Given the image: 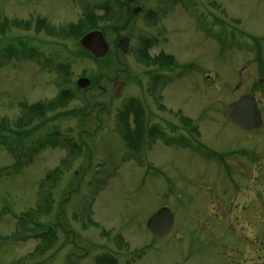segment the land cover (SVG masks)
Masks as SVG:
<instances>
[{
	"label": "rangeland",
	"instance_id": "obj_1",
	"mask_svg": "<svg viewBox=\"0 0 264 264\" xmlns=\"http://www.w3.org/2000/svg\"><path fill=\"white\" fill-rule=\"evenodd\" d=\"M89 13L104 17L108 61L63 34ZM147 46L178 65L145 63ZM66 88L77 97L60 105ZM243 94L264 120V0H0V264H264V121L247 131L224 117ZM130 98L167 135L145 134L138 152L117 123ZM162 208L174 223L156 239L147 224Z\"/></svg>",
	"mask_w": 264,
	"mask_h": 264
},
{
	"label": "trees",
	"instance_id": "obj_2",
	"mask_svg": "<svg viewBox=\"0 0 264 264\" xmlns=\"http://www.w3.org/2000/svg\"><path fill=\"white\" fill-rule=\"evenodd\" d=\"M109 7H110V4L108 1L100 4V8L102 10H104L105 12H107L109 10ZM103 18L104 17H98L95 13L86 14V25L88 24L89 26L84 27L85 22H79L77 24H71L64 31L63 34L67 35L69 37L72 35H75L76 37H79L78 39L80 40V38L83 35H85L87 32L94 30V29H98L97 26H95V25L99 20H102ZM38 22H40V25H41L39 27L44 26V24L46 26L45 21H44V23H41L42 20H39ZM80 49H81V52L83 54H85V55L87 54V56L94 59L96 62L109 60V58H108L109 54L105 58L97 59V58H94L90 53H88V51L84 50L81 46H80ZM24 51H26V50H24ZM109 53H111V52H109ZM139 58L142 59L143 61H145V63H147V64H153V65H156V66H158L160 68H164V69H169L172 67H176L178 65L177 61L175 59H173L172 55L166 54L164 52H160L157 55H155L154 57H152L149 54L148 46L146 48L140 49ZM90 83H91L90 86L88 88H86L85 90L91 89L94 86V83H96V81L93 79V81H91ZM75 97H77L76 91H74L73 89L66 88V89L61 90L58 101L61 105V104H64L68 99H72ZM81 99L85 100V97L81 98ZM57 105H58V103H56V102H51L49 104L36 103V104L29 105L28 107H26L27 113H28V117L26 120H28V121L32 120V118L30 117L31 112H35L36 116L45 118L46 111L53 109ZM118 111H119L118 112L119 114H118V120H117L118 122L117 123H118L119 128H120L119 132L123 136L125 146L128 149L131 148V149H134V151L139 150V147L142 143V140H143L145 134H150L152 137H154V139L156 138L157 135L159 137L165 136V131H161L159 129L160 128L159 124H155V125H150L148 123L145 124V121H144L145 109H144L143 103H140V101L138 99L130 98L127 101V103H125ZM184 122L185 123H191L189 121H186L185 119H184ZM187 125H189V124H187ZM57 133H58L57 131H53L52 133H49V135L47 137H52L53 135H55ZM186 140H187V142H190L186 136L185 137L179 136L177 139V142L186 143ZM44 141L45 142H51L50 139L44 140ZM66 141H68V139H66ZM51 144L53 145V143H51ZM10 145L13 146L12 143H10ZM41 145H43V144H40L39 146H41ZM36 149H37V147L33 148V150H36ZM13 150H14V148L12 147V151ZM35 228L40 230V231H41V229H44L43 232L39 231L40 233L35 235V237L41 239V241H43L44 243L46 242L49 244V242H48L49 239H47L49 234L55 233L54 230L52 229V226L51 225L46 226L44 224L38 223V225ZM95 260L97 261L98 264H116L115 258L111 257V256H107V255H103V256H99V257L97 256L95 258Z\"/></svg>",
	"mask_w": 264,
	"mask_h": 264
},
{
	"label": "water",
	"instance_id": "obj_3",
	"mask_svg": "<svg viewBox=\"0 0 264 264\" xmlns=\"http://www.w3.org/2000/svg\"><path fill=\"white\" fill-rule=\"evenodd\" d=\"M141 8L134 9V13H138ZM81 47L88 51L93 57L102 59L109 53L110 47L102 30H92L86 33L80 39ZM130 39L122 37L119 40V51L126 54L129 50ZM91 80L81 77L77 80V86L81 89L89 87ZM125 82L115 81L112 86V97L116 98L121 95ZM257 99L251 94L242 95L239 99L231 102L224 117L228 122L245 130H253L262 125L263 119ZM174 223V216L170 209L162 208L156 211L148 220V229L156 239H160L167 235Z\"/></svg>",
	"mask_w": 264,
	"mask_h": 264
},
{
	"label": "flooded vegetation",
	"instance_id": "obj_4",
	"mask_svg": "<svg viewBox=\"0 0 264 264\" xmlns=\"http://www.w3.org/2000/svg\"><path fill=\"white\" fill-rule=\"evenodd\" d=\"M135 8H136V7H135ZM135 8H133V9H135ZM133 9H131V10H132V14H131V16H134V15H137V14H138V13L135 14ZM117 48H118V46H117Z\"/></svg>",
	"mask_w": 264,
	"mask_h": 264
}]
</instances>
